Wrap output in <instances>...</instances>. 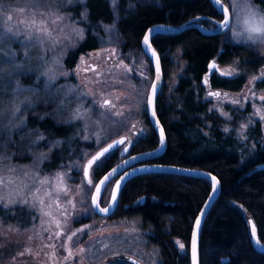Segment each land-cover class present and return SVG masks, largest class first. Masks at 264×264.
Segmentation results:
<instances>
[{"label": "trees", "instance_id": "obj_1", "mask_svg": "<svg viewBox=\"0 0 264 264\" xmlns=\"http://www.w3.org/2000/svg\"><path fill=\"white\" fill-rule=\"evenodd\" d=\"M124 2L120 0V7ZM223 2L226 4L229 0ZM251 3L264 11V0H251ZM79 8L86 11L89 34L66 59L68 67L80 54L109 44L122 45L125 50L135 44L142 47V38L152 24L180 26L199 18V22L208 27L225 19L211 0H156L155 4H142L135 11L118 17L110 0H86L84 6L76 4L70 10L79 13ZM237 19L235 16L234 25ZM110 24H114L116 39L107 43L103 27ZM93 30L96 35L91 33ZM231 30L212 35L200 28H187L175 35L153 36V44L161 55L165 81L172 79L176 71L172 54L182 51L188 65L175 93L170 96L168 86H164L158 94L157 114L166 130L168 143L165 153L149 162L204 169L219 178L220 195L202 226L201 264H264V252L253 246L249 222L251 218L254 220L259 238L264 242V147H260L256 156L250 157L247 163L241 164L242 142L235 133L226 131L224 117L215 110L210 111V102L195 93L210 73L211 65L230 64L234 59L242 62L243 73L237 77L229 78L212 72L209 83L215 91L223 90V96L242 91L249 77L264 68V44L246 41L244 37L233 40ZM17 56L19 58L21 54ZM23 70L22 75L26 69ZM31 70L30 74L36 71L35 67ZM10 72L13 73L11 77L8 75ZM8 73L4 76L0 73V109H8L0 120V161L6 162L0 164V172L5 170L8 173V167L15 164L37 161L42 170L55 171L81 160V150L92 144L76 135L74 125L54 120L49 112L50 106H44L43 100L47 95L41 94L40 101L31 97L20 108L19 116H15L11 106L6 105L9 86L14 82L12 79H22L19 81L27 90L40 87V82L32 86L31 80L23 79L19 73L13 70H8ZM258 85L264 87V78ZM144 119L146 136L133 146L130 154L154 150L161 142L148 112ZM261 133L262 127L257 120L248 139L257 141ZM120 154L114 151L99 161L92 170L91 182L86 180L87 185L94 181L95 186L106 172L114 168ZM212 187V182L196 176L163 172L140 174L126 182L116 210L105 218L138 220L141 229L147 232L148 246L158 251L160 264H192L193 225ZM0 216L4 227L23 232L38 224L36 213L19 203L1 207ZM20 233L16 232L18 238L13 235L1 243L0 252L4 251L3 256L0 254L1 261L23 249L26 239ZM176 238L181 239L184 251ZM107 264L131 263L118 259Z\"/></svg>", "mask_w": 264, "mask_h": 264}, {"label": "rangeland", "instance_id": "obj_2", "mask_svg": "<svg viewBox=\"0 0 264 264\" xmlns=\"http://www.w3.org/2000/svg\"><path fill=\"white\" fill-rule=\"evenodd\" d=\"M85 1L0 0V35L4 36L0 41V68L3 69L0 73L4 76L8 70H13L23 79L31 80L32 86L40 82V87L27 90L19 81L22 79H12L14 82L9 86L6 105L11 106L17 117L20 108L31 97L47 95L43 100L44 106H50L49 112L54 120L74 125L76 135L92 144L81 150V160L59 170L46 172L37 165V161L15 164L8 167V173L5 170L0 172V208L19 203L38 216V224L24 232L4 227L0 216V248L5 239L13 235L18 238L17 231L26 239L23 249L12 253L8 260H0V264H107L110 260L128 261L130 256L144 264L161 263L158 251L148 246L147 232L141 229L138 220H108L93 209L94 181L87 185L84 163L92 153L114 138L133 135L135 130L145 131L144 115L148 110V94L155 74L153 63L139 46L124 50L122 45L109 44L80 55L77 65L67 66L65 61L70 53L89 34L86 11L83 8L78 9L79 13L70 10L76 4L84 6ZM110 1L117 17L135 11L142 4L156 3V0H125L120 7V0ZM237 2L242 5L243 0ZM224 5L232 14L230 26L224 31L232 29L231 38L237 40L243 37L234 33L243 31L245 13L242 6L233 8V0ZM234 14L238 18L235 25ZM223 21L208 27L224 29ZM103 28L107 34L105 41H114V24ZM92 32L95 33L94 30ZM18 54L21 57L18 58ZM171 59L176 64V71L172 79L165 81L164 76L163 83V88L168 86L170 96L185 76L188 65L182 51L172 54ZM93 65L98 66L97 69ZM33 67L36 71L30 74ZM22 69H26L23 75ZM260 70L249 77L242 91L214 96L209 94L215 91L209 83L212 72L229 78L243 73L242 62L238 59L230 64L220 63L215 69H210L202 81L203 85L195 89L199 98L210 102V111L215 110L224 117L226 131L235 133L242 142L241 164L247 163L250 157L256 156L260 147H264V87L258 85L264 78V68ZM16 82L21 90L14 95ZM38 89L43 90L42 93ZM106 101L109 103L105 104ZM5 110L4 107L0 109V120L6 116ZM257 120L262 133L257 141H250L249 132ZM128 143L133 142L129 140ZM2 163L6 162L0 161ZM112 185L102 197L103 207L111 199ZM176 241L183 250L181 239L176 238ZM0 254L3 256L4 251L1 250Z\"/></svg>", "mask_w": 264, "mask_h": 264}, {"label": "water", "instance_id": "obj_3", "mask_svg": "<svg viewBox=\"0 0 264 264\" xmlns=\"http://www.w3.org/2000/svg\"><path fill=\"white\" fill-rule=\"evenodd\" d=\"M214 6H216L220 12L225 16V13L223 11V0H211ZM230 26L229 25L224 29H213L210 27H206L202 23L199 22V18L192 19L188 22H186L184 25H169V24H152L151 27H149L142 38V46L146 53H148L151 62L154 65V74H155V80L153 84L151 85V89L148 94V102H147V112L148 116L151 119L155 129H157L159 136H160V144L158 148L154 150L147 151L145 153H136L129 155V151L133 147V143H128V136H120L114 138L112 141L108 142L107 144L103 145L100 149L92 153V156H90L84 163V170L83 174L86 180L89 182L92 178V170L96 166V164L101 161L105 156L109 155L110 153L114 152V150L119 149L121 147V157L122 160H118L114 168L109 170L104 174V177L101 178L96 184H95V190L93 193V209H95L96 213L101 217H109L111 216L114 211L116 210V205L119 201V195L121 190L123 189L126 182L131 179L132 177H135L140 174H148V173H173V174H183L188 176H196L198 178H205L212 182L213 187L211 190V194L204 202V206L199 211L197 218L193 225V231H192V241H191V260L192 264H201L200 260V243H201V233L203 229V223L206 219V215L209 213V211L212 209V207L215 205V201L220 195L221 190V182L219 181V178L213 174L210 171L207 170H198L195 168H187L184 166H175L171 164H163V163H152L149 162L150 160H155L159 156L165 153V150L167 148L168 140L166 139V130L164 129L160 118L157 114V107H156V101L158 99V94L163 88L164 83V74L162 71V63H161V55L160 52L155 48L153 44V36L157 34H178L185 31L187 28H200L205 33H209L212 35H216L219 33H222L224 30H227ZM145 38H147L148 43L145 44ZM217 66L213 67L211 65L210 69L216 68ZM210 93H220L219 96H221V91H210ZM209 93V94H210ZM109 102V101H107ZM118 141H124V143H117ZM112 145L111 148L109 146ZM109 149L107 152L104 153L103 156H100L99 159L95 160V162L91 163V166H89V162L93 160L94 157H96L99 153L104 152V149ZM107 178V179H106ZM113 184L112 192L110 196V201L105 207L102 206V197L104 196L105 191L107 190L108 186L110 184ZM199 221V225L197 226V222ZM251 225V236H252V243L253 246L256 247L258 251L264 252V242H262L259 238L256 224L254 223V220L251 218L249 220ZM253 229L255 232H253ZM128 261L133 264H144L143 262L139 261L133 256H130L128 258Z\"/></svg>", "mask_w": 264, "mask_h": 264}, {"label": "snow or ice", "instance_id": "obj_4", "mask_svg": "<svg viewBox=\"0 0 264 264\" xmlns=\"http://www.w3.org/2000/svg\"><path fill=\"white\" fill-rule=\"evenodd\" d=\"M219 2V0H218ZM238 6H242V9L245 13V19H244V28L241 32H235L234 35L237 37L243 36L246 41H251L253 43H261L264 44V11L256 9L254 5L251 3V0H243L242 5L238 4L237 0H233V8H236ZM223 11L225 13L226 19L222 22L224 27H227L229 23L231 22L232 14L228 10L227 5H223ZM9 20L12 19V17H8ZM42 31V29H38ZM14 35V34H13ZM4 38L3 35H0V41H2ZM148 43L147 38H145V44ZM215 67V65H213ZM3 69L0 68V72H2ZM231 74V73H228ZM9 77L13 75V73H8ZM0 83H2V77H0ZM21 90L20 85L18 82H16V86L14 89L13 94L15 95L16 92H19ZM210 95L219 96L220 93H210ZM264 99V97H262ZM109 102H105V104H108ZM18 111V109H16ZM264 119V117H262ZM117 143H124V141H118ZM112 145L109 146L111 148ZM109 149H104V152L99 153L96 157L93 158L92 161L89 162V166H91V163L95 162V160L99 159L100 156H103L105 152H107ZM107 179V178H106ZM91 182V181H89ZM43 203V201H41ZM199 225V221L197 222V226ZM253 232L255 230L253 229ZM75 235V233H73ZM71 239V237H69ZM71 254V253H70Z\"/></svg>", "mask_w": 264, "mask_h": 264}, {"label": "flooded vegetation", "instance_id": "obj_5", "mask_svg": "<svg viewBox=\"0 0 264 264\" xmlns=\"http://www.w3.org/2000/svg\"><path fill=\"white\" fill-rule=\"evenodd\" d=\"M133 46H139V45H137V44H135V45H133ZM132 47V46H131ZM140 47V46H139ZM143 47V46H142ZM99 48V47H98ZM97 48V49H98ZM123 49H124V47H123ZM92 50H96V49H92ZM125 50V49H124ZM127 50H130V48L129 49H127ZM144 50V49H143ZM90 51V50H89ZM89 51H87V52H89ZM144 53H146L145 51H144ZM85 54H87V53H85ZM147 54V57H148V59H150V57H149V55H148V53H146ZM80 55H84V54H80ZM78 56L77 57V59L75 60V62H73V64H72V66L71 67H73V66H75V65H77V61L80 59V57L81 56ZM121 55H124V52H122L121 53ZM150 61H151V59H150ZM91 64V63H90ZM92 65V64H91ZM94 66V69H97V67L98 66H96V65H93ZM88 69V68H87ZM146 133H147V130H146V128H145V131H143V132H139L138 130H135L134 131V133H133V135H127L128 136V141L129 140H132V142H133V146H135V144L136 143H138L139 142V140H141V139H143L145 136H146ZM137 137V138H136ZM133 148V147H132ZM120 149V148H119ZM119 149H116V150H114V151H117V153H121V151L119 150ZM121 150H122V147H121ZM132 150V149H131ZM131 150L129 151V152H131ZM129 155H131L130 153H129ZM118 160H122V157H121V154L119 155V158L117 159V161Z\"/></svg>", "mask_w": 264, "mask_h": 264}]
</instances>
